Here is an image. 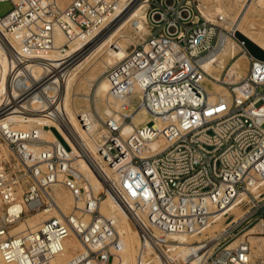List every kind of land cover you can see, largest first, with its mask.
I'll return each instance as SVG.
<instances>
[{
	"label": "built area",
	"instance_id": "1",
	"mask_svg": "<svg viewBox=\"0 0 264 264\" xmlns=\"http://www.w3.org/2000/svg\"><path fill=\"white\" fill-rule=\"evenodd\" d=\"M0 1L13 5L0 16V45L9 62L0 93L4 262L52 264L71 234L84 245L75 261L123 262L121 235L100 212L112 196L136 227L139 264L149 258L152 264H264L253 259L245 238L255 226L264 233V61L249 55L247 72L237 83L212 78L201 63L218 46L220 25L202 16L196 0H144L146 31L109 75L110 93L130 103L112 105L102 119L104 133L93 135L108 176L72 134L64 107L66 71L55 66L51 53L63 57L71 44L91 38L134 0ZM60 34L64 40L57 45ZM40 59H48L46 72L32 76L31 62ZM206 78L221 84L228 96L212 98ZM141 110L155 119L138 127L133 116ZM30 114L50 123L33 125L26 136L7 120ZM78 120L90 129L85 114ZM122 123L132 131L125 134ZM41 129L54 140L41 138ZM161 137L162 151L141 157L146 143ZM83 165L100 180L98 192ZM61 187L74 199L68 215L55 197ZM54 212L59 215L33 230L15 231L39 213ZM219 222L224 226L210 233Z\"/></svg>",
	"mask_w": 264,
	"mask_h": 264
},
{
	"label": "bare ground",
	"instance_id": "2",
	"mask_svg": "<svg viewBox=\"0 0 264 264\" xmlns=\"http://www.w3.org/2000/svg\"><path fill=\"white\" fill-rule=\"evenodd\" d=\"M234 1L235 3H242V2L245 3L242 5L241 10H239V12L233 17H231L225 11L224 6L221 3L215 5V13H218V15L222 17V20H215L214 18H211L210 17L211 14L210 13L207 14L210 11L209 10L203 11L201 8L203 15L207 19L209 20L213 19V21L218 22L223 26V28L227 30L225 32H221L218 46L214 51H212L209 55H207V57H205L202 60L201 64L204 70H206L207 73H209L212 78L220 80L221 79L220 74L218 72L215 73V71L218 69L219 71H223L226 68L225 58L229 56L231 59H234V61L229 66L224 81H231L237 83L247 72L248 64H249V54L245 50L242 55L237 56L242 44L238 42V40L235 38V32L240 31L245 36H247L252 41H254L256 44H258L261 48L264 49V32L258 31L255 28V23L254 21H252L251 18L258 12H264V0H234ZM143 2L144 0H135L132 6H130L131 5L130 4L129 5L130 7L129 6H128L129 8L127 7L128 9L126 8L124 11H120L116 15H114L111 21L107 23L101 30L97 31V33H95L91 38L87 40H78L75 43L71 44L69 49L66 50L67 51L66 55H64L63 57L61 58L57 57L59 53L57 50L51 53V56H53L51 57L52 58L51 60L55 61V66L57 67L63 66L64 70L66 71L65 81L63 82L64 83L63 94L64 97H66L64 98V102H65L64 107H65V112L68 115L67 119L69 121V124L71 128L74 130L73 131L71 129L72 134L74 135L75 139L80 143L81 146H85L89 149V151L92 153L93 158L98 162V164L107 173L108 176H112V175L109 171L108 164L105 163V161L102 159L103 158L102 155L98 152L93 135L94 134L102 135L104 133L103 129L101 128L102 125L101 121L106 117L105 115L111 113L112 105H115L116 107H121L122 105L125 106L130 102L129 100H125L124 102H122L121 100L116 99L110 93L111 85L109 82L110 80L109 76L108 75L100 76L101 72L100 73L98 72L92 78V81L96 82L94 84L95 88L94 89L92 88V92L83 95L89 100L90 107L89 109L83 110L84 109L83 108L79 110L75 106L73 100L74 98L77 97V96L75 97V95H79V94L78 93L71 94V98H72L71 105L69 103V95H68L71 88V83L77 76L79 70L78 72H75L73 75H68V74L71 73L72 67L78 63L82 54L84 55L85 49L83 52L82 51L84 47L83 45L90 43L91 41L98 39L99 37H100L99 45L96 44L95 46L96 51L93 54L92 58L90 59H93L95 57L100 58L102 56V52H105L106 57L105 60L103 61L106 66L113 67L119 64L120 62H122L128 56L129 53L127 50V45L121 43L118 39L117 41L115 39L116 37L124 38V39L126 38L125 39L126 41H130L131 38L128 37L127 34H125L126 32L125 28L127 24H130L131 28L134 30V32H136L138 36L142 35V31H146V16H145V12L142 11L144 6ZM231 34L234 36V38L231 37ZM20 37H21L20 33L13 35V39L17 41L20 39ZM63 40H64L63 35L60 34L58 37L57 45L63 42ZM78 49H80V52L72 56V54L75 53ZM67 57L68 59L66 60ZM46 60L48 59H40L38 61L31 62V66L29 67L30 74L32 76H38L46 72L45 71ZM242 63L246 64L244 70L241 67ZM8 64L9 62L5 57L2 47L0 45V93L4 89L3 82L5 80L6 73L8 70ZM203 84L212 93V98H214L216 94H222L223 96L225 95L228 96V93L226 92L225 88L222 85L216 83L211 78H206L203 81ZM219 88H221L222 90ZM98 99L102 100L103 105L105 104L106 106L105 109L102 110L101 108L102 104L98 102ZM81 113L87 116V119L91 124L89 130H87L85 127H81V125L79 124L78 115ZM98 114L99 116H97ZM153 119H155V117L150 112L144 110L136 112L135 115L133 116V122L135 126L138 127ZM7 120L10 121L12 124H14L15 126L14 128H18V130H21L22 134L24 132H27L26 136L29 135V130L33 125L35 124L42 125V124L50 123L40 114H30L25 116L12 115L8 117ZM132 127L133 126H131L130 124H125V123L121 124V130L125 134L131 132ZM155 128H158V124L155 126ZM40 136L41 138L48 141L54 140L53 139L54 136H52L47 130L44 129H41ZM164 142L165 140L162 137L156 140L148 141L142 150L141 157L147 158L153 152H156L155 154H159L162 151V144ZM72 147H73V154L75 155L78 151L76 150L74 145ZM5 152L7 153L6 150ZM81 169L90 178L95 192L101 190V183L99 182L100 180L97 178V176H95L94 172H92L89 168H87L86 165L81 166ZM65 194L67 195L55 194V197L59 201L63 213L68 215L74 211L75 206H74L73 197L71 196V194L67 193L66 189H65ZM100 212L101 214L108 216L113 220V224L116 230L121 235L122 242L125 247V251H124L125 258L123 262L115 263V264H136V255L139 249V242L136 236L137 235L136 227L133 224V222L130 220V218L127 216V213L125 212L123 206L112 196H109L108 198L103 200L100 206ZM55 215H59V212L52 213L49 215H46L44 213H39L30 219L29 224H21L20 226L17 227L15 231H23L26 229L33 230L42 221L48 220L49 218ZM84 220L86 222L89 221V217L86 216ZM254 229L255 227L249 229L248 230L249 232H247L245 236L246 235L248 236V234H250L249 241L251 242L252 245L257 247L256 249L257 254L259 256H262L264 254V237L254 235L255 233ZM83 249H84L83 243L79 240V238L76 235L71 234L65 242L64 250L53 260L52 264H86L75 261L76 259H74L78 255V252L76 253V251H80V250L82 251ZM152 261L153 260L151 258L147 259L146 262L145 259H143L142 264H152L153 263ZM0 264H14V263H6L1 259L0 256ZM137 264H139V262Z\"/></svg>",
	"mask_w": 264,
	"mask_h": 264
},
{
	"label": "rangeland",
	"instance_id": "3",
	"mask_svg": "<svg viewBox=\"0 0 264 264\" xmlns=\"http://www.w3.org/2000/svg\"><path fill=\"white\" fill-rule=\"evenodd\" d=\"M135 2V0L132 2V4ZM218 3H221L223 6H224V9L225 11L231 16H235L239 10H241L242 8V5L245 3V2H242V3H235L234 0H196L195 1V5L198 6V8H202L203 11H207L209 10L210 12H208L207 14H211L210 17L211 18H214L215 20L216 19V16H219L218 13H215V5L218 4ZM132 4L130 6H132ZM129 6V7H130ZM213 6V7H212ZM128 7V8H129ZM127 8V9H128ZM13 9V5L10 1H0V16H4L6 15L8 12H10L11 10ZM143 11V9H142ZM202 12V11H201ZM214 12V13H213ZM257 14V15H256ZM252 18V21H254L255 23V28L258 30V31H261V32H264V12H258L256 13ZM261 14V15H260ZM202 16L205 18V16L203 15L202 13ZM212 22H215L216 24L220 25V27L223 29L221 30L220 32H225L226 29L223 28V26L221 24H219L218 22L216 21H213V19L211 20ZM125 34L128 35V37H130V41H126L124 38H118L116 37V41L117 39L121 42V43H124L127 45V50L128 52L131 51L132 49V44H135L137 42V40H140L141 39V36H138L136 34V32H134V30L131 28L130 24H127L126 28H125ZM100 38V37H99ZM98 38V39H99ZM136 38V39H135ZM95 39L93 41H91L90 43H87V44H84L83 46V52H84V49H85V53L84 55L82 54L80 60L78 61V63L72 67V71L69 75H73L75 72H78L77 76L75 77V79L72 81L71 83V88H70V91L68 93L69 95V103L71 105L72 103V98H71V94L75 93V94H79V95H75L76 98H74V104L75 106L81 110H85V109H89V105H90V102L89 100L84 97L83 95H86L88 94L89 92H92V88L94 89L95 86L94 84L96 83L95 81H92V78L95 74H97L98 72L100 73V76H106V75H110L113 67H108L105 65L104 61L105 60V57H106V53L105 52H102V56L100 58H93V59H90L92 58L93 54L95 53L96 51V44L99 45V42H100V39ZM240 44V43H239ZM115 46V45H114ZM80 47V48H81ZM87 50V51H86ZM245 49L243 48V46L241 45L240 47V50H239V53L237 54V56L239 55H242L244 53ZM80 52V49H78L75 53L72 54L75 55L77 53ZM242 52V53H241ZM241 53V54H240ZM236 56V58H237ZM226 68L223 70V71H219L216 70L215 73H219L220 74V80H224L225 76H226V73L228 71V68L229 66L231 65V63L234 61V59H231L229 56H227L226 58ZM86 62V63H85ZM241 67L242 69L244 70L245 67H246V64H241ZM81 68V69H80ZM101 70V71H100ZM90 81V83H89ZM221 85V84H220ZM90 86V87H89ZM221 89V88H219ZM222 90V89H221ZM67 93V92H66ZM66 98V97H65ZM98 102L100 104H102L101 108L102 110L105 109V104L103 105V102L102 100H99L98 99ZM99 116V114L97 115ZM106 116V115H105ZM102 122V121H101ZM101 130V129H100ZM67 193H69L67 191ZM55 194L56 195H60V194H64V195H67L65 194V189H63V187L61 188H57L55 190ZM70 194V193H69ZM68 194V195H69ZM56 213V212H54ZM56 216V215H55ZM224 225H221V222L215 224L214 226H212L210 229H209V232L212 233L214 230H217L219 231ZM254 228V227H253ZM216 231V232H217ZM255 233L254 235H257V236H262L264 237V233L261 232L259 230V227H256L255 226V229H254ZM249 232L248 230L246 231V233ZM258 233V234H257ZM137 236V235H136ZM250 237V234H248V236L246 235L245 238H248L249 239ZM137 239H138V236H137ZM139 242V240H138ZM252 245V244H251ZM257 247L252 245V250H253V259L257 262H264V254L262 256H259L257 254V251H256ZM79 253L81 252L80 251H76V253ZM136 263H137V259H136Z\"/></svg>",
	"mask_w": 264,
	"mask_h": 264
},
{
	"label": "water",
	"instance_id": "4",
	"mask_svg": "<svg viewBox=\"0 0 264 264\" xmlns=\"http://www.w3.org/2000/svg\"><path fill=\"white\" fill-rule=\"evenodd\" d=\"M235 38L240 42L243 47L245 48L246 52L254 57L257 60L264 61V49L261 48L258 44H256L254 41H252L250 38L245 36L240 31L235 32ZM53 133L56 135V137L59 139V141L67 148L69 149V146L64 141L62 136L59 134V132L55 128H51Z\"/></svg>",
	"mask_w": 264,
	"mask_h": 264
}]
</instances>
